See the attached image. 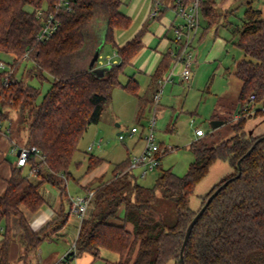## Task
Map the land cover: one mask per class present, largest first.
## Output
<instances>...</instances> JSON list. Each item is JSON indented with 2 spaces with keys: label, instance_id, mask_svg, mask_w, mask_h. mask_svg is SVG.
Wrapping results in <instances>:
<instances>
[{
  "label": "trees",
  "instance_id": "16d2710c",
  "mask_svg": "<svg viewBox=\"0 0 264 264\" xmlns=\"http://www.w3.org/2000/svg\"><path fill=\"white\" fill-rule=\"evenodd\" d=\"M57 1L0 0V54L8 61L13 60L14 76L18 75L15 83L5 84L0 71V122L11 121L8 133L11 139L24 129L25 145L39 149L29 155L25 165L12 167L7 187L0 194V227L4 225L0 264H10L13 215L18 216L24 231L20 240L25 255L38 249L65 224L73 208L68 182L73 178L71 167L75 163V153L89 125L100 120L114 87L121 86L136 95L142 112L148 105H153L158 78L172 60L170 51H167L152 76L151 96L140 95L139 81L131 76L123 83L121 76L142 49L147 25L125 45L119 46L115 41L116 30L128 28L132 21L121 10L123 0H72L70 10H57L54 7ZM190 1L184 0V3ZM216 2H200L201 16L206 22L204 31L214 27L219 17ZM44 3L56 13L59 24L49 39L37 41L41 19L36 16L35 8ZM166 10L162 9L158 17ZM262 13L252 1H248L243 24L235 30L239 34L235 44L251 57L242 58L236 64L235 75L242 80L237 100L239 105L251 94L256 95L257 104L264 105ZM98 14L105 16V24L94 21ZM101 41V51L105 43H112L121 62L110 65L102 74H97L93 68L80 67L79 62L93 53ZM24 61H27L25 64L32 61L28 70L31 77L37 76L41 80L47 74L52 77L42 96L39 87L19 75ZM10 112L16 114L14 120ZM263 113L258 110L243 115L231 124L233 134L218 143L211 141L207 134L194 139L190 143L194 159L183 175L172 168H162L154 186L141 184L131 170L104 180L103 185L94 191L91 212L81 220L75 247L58 264H73L75 258L84 252L91 253L95 260L101 259L102 247L120 254L117 262L105 260V264H165L169 259L183 264L180 252L190 222L225 181L228 184L213 198L194 225L184 250V262L264 264V133L254 135L246 130L248 119ZM254 144L253 150L246 154ZM220 158L228 159L232 173L217 182L202 196L200 207L193 209L190 200L197 184ZM100 162V157L91 155L87 170H92ZM129 164L130 158H127L117 163L114 169L123 170ZM26 170L34 176L31 177ZM45 183L60 190L69 210L62 213L64 218L60 222L57 223L60 217L57 216L45 228L35 232L21 205L37 211L45 202L40 191ZM158 190L175 202L177 219L173 224H167L162 212L154 205ZM121 206L125 207L123 223L111 222ZM53 224L56 226L50 230Z\"/></svg>",
  "mask_w": 264,
  "mask_h": 264
},
{
  "label": "rangeland",
  "instance_id": "374dc122",
  "mask_svg": "<svg viewBox=\"0 0 264 264\" xmlns=\"http://www.w3.org/2000/svg\"><path fill=\"white\" fill-rule=\"evenodd\" d=\"M216 1V10L219 14V17L215 20V26H217L207 30L205 38L200 44L201 56H199V62L201 67L196 80L185 82L182 81L179 76H176L173 83H168L165 86L164 93L160 97L156 110H154V105H148L142 112L140 111L139 98L136 95L131 94L121 86H115L111 100L105 103L100 121L90 124L80 140V150L76 152V159L83 158V149L90 144H93L94 147L89 152L102 156L106 159L108 164H115L120 160L123 161L127 159V148L130 152L129 156L139 153L144 147L143 130L150 126L155 117L156 140L161 145L162 150H164V155L161 160L162 165L161 167H156L154 170H150L146 176L141 175L142 170L140 168H136L133 171L141 184L145 186H154L162 168H172L174 172L179 175H183L187 172L190 163L194 159V155L190 150V143L197 138L195 134L197 127L203 128L209 139L215 143L233 134L230 126L238 120L235 118V115L239 105L237 99L242 88V80L235 75L236 64L242 58L251 59L250 56L246 55L244 51L235 44L239 36L238 32H235V30L243 24L244 12L248 1H252L255 7L260 8L263 12L262 16L264 17V0ZM132 3L130 4L126 1L121 5V10L126 12ZM46 6H48L47 3H44L42 7ZM28 9L31 10L32 7L29 6ZM143 10L144 9L140 10L138 8L137 12L141 15L143 14ZM94 21L99 25H103L105 24V16L98 14ZM157 25V22L151 23V30H154ZM201 26L203 29L206 27V22L203 18ZM136 28L137 22L133 21L130 28L125 32L129 36ZM122 30L123 29H119L118 31L121 32ZM216 30L217 35H215ZM98 32L99 31H97V33ZM216 37L223 38L225 41L221 42V40H219V43L218 41L216 42L218 44H214ZM220 42L223 43V45L220 44ZM218 45H221L223 48L221 53L216 55V47ZM195 46H198L197 43H195ZM112 47L111 43H105L102 54L104 55L107 52H111ZM112 54L113 51L111 55ZM26 62L27 61H24L21 65L19 75L24 76L26 81L39 87L42 96L49 88L52 77L48 74L47 77L42 80L37 76L31 77L29 74L30 71L28 70H30L32 66V61L25 64ZM79 66L86 67V63L80 61ZM132 72L133 67L128 66L122 74L121 80L126 82L128 80V75ZM142 78L143 76H139V80ZM141 92L140 94H142ZM224 104H226L227 107ZM259 105H261V103ZM172 107L176 108L177 116L171 119L173 114H170ZM162 110L164 111L162 112ZM226 111L227 113L223 114ZM10 114L14 120L16 114L14 112H10ZM215 114H222L219 115V117L217 115V117L219 120L224 121V123L218 127H213L212 125V121L215 120ZM173 122L175 125L172 126ZM6 123L8 124V121L3 122V124ZM133 126L138 127L139 131L132 133L131 129ZM246 130L249 133L252 131L254 135L264 133V113L250 117L246 125ZM119 133L124 135L123 140L119 138ZM101 139L102 141L100 142ZM12 140L13 143L27 146L25 145L27 141L26 131L22 129ZM100 143L101 147H97ZM8 158L14 161L16 155L10 152L8 153ZM114 168V165L109 166L106 174L110 176L111 172H113L112 177H115L118 173H120L119 176H122L126 173L125 169L128 167L117 171ZM71 170L75 178L78 174L81 175L85 173L87 171V159H83V163L79 168H77L74 163ZM232 171L233 168L229 164L228 159H218L211 167L210 172L197 184L191 196V207L193 209H198L201 205L202 196L209 192L222 178L231 174ZM104 180H106V177H99L96 181H93V183L85 187L87 190L86 192L90 190L95 191L103 185L102 182ZM74 185V178H71L69 180V187H71L72 191ZM154 205L162 212L167 224H173L176 221L177 209L175 202L165 197L160 190L157 191ZM92 264H105V260L98 259ZM165 264L177 263L174 259H169Z\"/></svg>",
  "mask_w": 264,
  "mask_h": 264
},
{
  "label": "crops",
  "instance_id": "0c3cea01",
  "mask_svg": "<svg viewBox=\"0 0 264 264\" xmlns=\"http://www.w3.org/2000/svg\"><path fill=\"white\" fill-rule=\"evenodd\" d=\"M126 1H128L130 4L133 2L132 5L129 7V9L125 12V14L129 16L132 20L130 26L132 25V22L134 21V22H137V28L129 36L125 31L129 29L130 26L126 29H123L121 32H119L118 31L119 29H117L115 32V41L119 46H123L129 40H131L136 35V33L142 29V27L145 24L147 25V30L142 38L143 47L132 58L130 64L128 65L129 67H133V72L128 75V80L131 76H133L140 83L139 93L142 91L141 93L144 96L146 95L151 96L152 87H153L152 85H154L152 81V76L155 73L158 67V64L160 63L163 55L167 51H170L172 60L170 62L169 68L166 71H164L163 74L166 73L174 63V58H173L172 53L175 49V43H174V28L172 24L178 23L180 22V20L182 21V19L176 15L174 9L172 8V5L174 4L173 0H162L164 4H167L169 6L163 7V9H167V10L161 17H158V15L156 17H150L149 14L152 8L151 0H123V3H125ZM138 8L140 10L144 9L143 14L140 15L137 12ZM153 22H157L158 25L155 26L154 30H151V23ZM201 25H202V16H201ZM200 31H201L200 35L196 39L197 41L196 43L198 45L196 47L197 48V60L194 65L193 75L191 78V80H194V81L196 80V77L198 76V73L200 71V67H201L200 62H199V56H201V51H200L201 45L200 44L203 42L205 38V33L207 32V30L204 31L203 27L201 26ZM215 35H217V30L215 31ZM219 40H221V42L225 41V39L223 38L216 37V39L214 40V44L217 41L219 43ZM221 42L220 44L223 45V43ZM102 43L103 41H101V44L99 43L95 46L96 47L95 51L99 45H102ZM216 48H217L216 55H218V53H221L223 47L221 45H218ZM95 51L93 50V53L89 54V56L85 57V59L83 60V62L86 63L87 68H93L94 70H96V69L105 67L107 58L112 59L116 63L121 62V57L117 53L115 46H113L112 55H111L112 51L107 52L106 54L103 55L102 54L103 50H102L96 63L93 66H90L91 59ZM180 68H181V65L178 64L177 69L180 70ZM139 76H143V78L139 80ZM177 76H179V74H177ZM126 82H123V83H126ZM224 105L226 106V104ZM150 106L152 105L150 104ZM163 111L164 110H162V112ZM171 113H173L171 116V119L177 116L176 115L177 110L175 107L171 108L170 114ZM226 113L227 111L223 114H226ZM217 115L219 117V115H222V114H215L214 116L215 119H218ZM101 141L102 139L100 140V142ZM13 144H14L13 140L11 139V137L6 131L0 132V194L3 193L7 187L8 179L10 178L12 174V167L14 165H18L17 163L18 152L13 151ZM93 147H94L93 144L92 145L90 144L88 147H84L85 150L83 149V152H84L83 158L76 159V153H75L74 160H75V165L77 168H79V166L83 163V159L84 160L87 159V167H88V159L91 155L100 157L102 161L92 170L90 171L87 170L85 173H82L81 175L78 174L76 178H75V175H73L74 184H75L73 191L71 190V187H69V182H68V190H69V194L72 200H74L77 196L84 194L87 191L85 187L93 183V181H96L99 177H106V179L112 178L113 172H111L110 176L106 174L108 167L111 165L115 166L117 163L121 162L120 160L116 162L115 164H111V163L108 164L106 159L103 158L102 156H99L98 154H95L93 152H89L90 150L93 149ZM97 147H101V143L97 145ZM78 150H80V147ZM10 152L16 155V159L14 161L8 158V153ZM126 153L128 154L127 158H130L131 155L129 156L130 152L128 148H127ZM26 171H29V174L31 177L34 176L30 170H26ZM40 191L45 199V202L37 211L35 212L31 211L26 205L24 204L21 205V208L23 212L25 213V216L29 222V225L35 232H38L41 229L45 228L49 224V222L57 216H60L59 221H57V223L60 222L62 218H64L62 213L66 212V210H69L67 202L61 197L60 190L57 187L51 185L50 183H45L41 185ZM91 204L89 205V208H88L89 213L92 210ZM124 216H125V207L121 206L117 212V216L114 218H111L110 221L113 223L122 224ZM56 224H53L52 226H50L49 227L50 230L53 229L54 226H56ZM80 224H81V219L78 217V215L75 213V211L72 208V210L69 212V214L66 217L65 224L60 229H58L56 232L52 233V236L50 238L44 240L38 249L28 252L25 255L24 254L25 248L20 240L24 231L20 224L18 216L13 215L11 217L12 241L9 246L10 264H58V262L62 258H64L66 253L72 249L75 243V240L78 236ZM3 236H4V225L0 227V241L2 240ZM101 257H102L101 259L103 260L117 262L120 258V254L114 250H110V249L102 247ZM94 261H95L94 256L91 253L84 252L82 255L75 258V260L73 261V264H92Z\"/></svg>",
  "mask_w": 264,
  "mask_h": 264
},
{
  "label": "built area",
  "instance_id": "2783aa9c",
  "mask_svg": "<svg viewBox=\"0 0 264 264\" xmlns=\"http://www.w3.org/2000/svg\"><path fill=\"white\" fill-rule=\"evenodd\" d=\"M72 0H58L55 2L54 7L58 9L67 8L70 10L72 8ZM152 8L150 11V17H156L163 7L169 5L164 4L162 0H151ZM202 0H191L189 3H184V0H173L172 8L174 9L176 15L182 19L178 23H173L174 28V43L175 49L172 53L174 58V63L170 69L164 73L157 81V90L154 94V110L159 104L161 95L163 94L164 88L168 83H173L177 74H179L182 81L189 82L193 75V68L197 60V48L195 46L196 39L199 36L201 30V8L200 2ZM36 16L41 19V28L37 32V41H45L49 39L55 32L59 20L56 17L54 11L49 10V7H40L35 9ZM29 55L25 54V58ZM116 62L110 58H107L106 65H113ZM180 64V70L177 69V65ZM0 71L3 72L5 84L15 83L17 75L14 76L15 65L13 60L8 61L3 58L0 54ZM264 111V105H259L256 103V95L251 94L249 99L243 104L238 105L235 118L239 119L243 115L254 114L256 111ZM11 121L8 124H3L0 122V132L6 131L10 132ZM156 118L152 120V123L148 128L143 131L144 147L139 153L132 154L130 156V164L126 171H134L136 168H140L141 175L146 176L150 170H154L156 167L161 165L162 156L164 155V150H162L161 145L156 140ZM139 128L133 126L131 129L132 133L138 132ZM197 137L206 135L203 128L197 127L195 130ZM119 138L124 139V135L119 133ZM90 148V147H89ZM13 151L18 152V165L22 166L27 163L29 155L33 152H39L36 146H24L17 143L13 144ZM125 171V172H126ZM118 173L117 176H119ZM94 196V190H90L80 196H77L73 200V210L82 220L92 202ZM75 247V243L72 249Z\"/></svg>",
  "mask_w": 264,
  "mask_h": 264
},
{
  "label": "water",
  "instance_id": "95a60500",
  "mask_svg": "<svg viewBox=\"0 0 264 264\" xmlns=\"http://www.w3.org/2000/svg\"><path fill=\"white\" fill-rule=\"evenodd\" d=\"M101 46L102 45H99L91 59V63H90V66H93L96 61L98 60L99 58V55H100V51H101ZM109 67V65H106L105 67H102V68H99V69H96L95 72L97 74H102L104 72V70H106L107 68ZM224 121L223 120H219V119H215L212 121V125L213 127H218L219 125L223 124ZM252 133V131L250 132ZM256 144H254L248 151L246 154H249L254 146ZM240 163H241V160L238 161V164L240 166ZM228 184V181H225L223 184H221L209 197L208 199L206 200L205 204L201 207V209L197 212V214L194 216V218L192 219V221L190 222L188 228H187V231H186V234H185V238H184V241H183V244H182V247H181V252H180V256H181V260L183 262V264H185L184 262V250H185V247H186V244L189 240V237L191 235V232H192V229L194 227V225L196 224V222L199 220V218L201 217V215L204 213V211L207 209L208 205L210 204V202L213 200V198L219 193V191L225 187L226 185Z\"/></svg>",
  "mask_w": 264,
  "mask_h": 264
}]
</instances>
